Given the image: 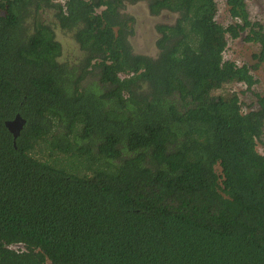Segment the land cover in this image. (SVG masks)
Returning a JSON list of instances; mask_svg holds the SVG:
<instances>
[{
  "label": "trees",
  "instance_id": "16d2710c",
  "mask_svg": "<svg viewBox=\"0 0 264 264\" xmlns=\"http://www.w3.org/2000/svg\"><path fill=\"white\" fill-rule=\"evenodd\" d=\"M63 1L0 0V264H264V95L214 94L257 83L223 57L241 37L264 61L246 0L226 27L217 0ZM140 1L176 16L156 57L130 43Z\"/></svg>",
  "mask_w": 264,
  "mask_h": 264
},
{
  "label": "rangeland",
  "instance_id": "374dc122",
  "mask_svg": "<svg viewBox=\"0 0 264 264\" xmlns=\"http://www.w3.org/2000/svg\"><path fill=\"white\" fill-rule=\"evenodd\" d=\"M56 2V1H55ZM246 9L251 22L259 23L264 31V0H246ZM146 3L140 1L135 4H125L123 13L134 18L133 35L130 37V43L135 53L156 57L157 52L154 46L156 39L154 26L156 23L171 24L175 17L172 13H164L160 16L152 17L147 12ZM43 20L51 22L53 25V10H47L39 15ZM40 18V19H41ZM216 21L218 24L226 27L233 23V20L228 15L225 6V0H217V15ZM55 28V26H53ZM57 40L60 42L63 51V59L69 62H75L80 52L72 40L71 36L55 29ZM244 36V35H242ZM259 52V46L254 43H246L240 37L238 39L224 38V60H229L241 66L246 64L251 68V74L257 83L246 91L243 85L236 84L233 87H222L221 90L214 92L218 94H228L230 91H236L239 94V99L244 112L256 108L255 94L264 95V61H259L256 56ZM90 79V78H89ZM256 150L259 154L264 155V146L257 143ZM219 171V169H217Z\"/></svg>",
  "mask_w": 264,
  "mask_h": 264
},
{
  "label": "water",
  "instance_id": "95a60500",
  "mask_svg": "<svg viewBox=\"0 0 264 264\" xmlns=\"http://www.w3.org/2000/svg\"><path fill=\"white\" fill-rule=\"evenodd\" d=\"M24 123V120L21 119L18 115L14 118V120L5 123L7 130L13 136L14 142L19 135L22 127L24 126Z\"/></svg>",
  "mask_w": 264,
  "mask_h": 264
},
{
  "label": "flooded vegetation",
  "instance_id": "af4514ba",
  "mask_svg": "<svg viewBox=\"0 0 264 264\" xmlns=\"http://www.w3.org/2000/svg\"><path fill=\"white\" fill-rule=\"evenodd\" d=\"M56 1V2H55ZM64 2V1H63ZM53 3L54 4H58V5H62L63 3L62 2H60V0H53ZM146 7H147V5H146ZM148 12V11H147ZM164 13H167V11H162V12H160V14L159 15H156V16H152V15H150L149 13V15L150 16H152V17H156L157 18V16H160V15H162V14H164ZM175 16V15H174ZM175 20H176V17H175V19H174V21L171 23V24H164V23H156V25L154 26V30H155V35H156V39H155V41H154V46H155V48H156V52H157V54H158V50H157V47H156V41H157V39H158V33L156 32V27L157 26H160V25H172L174 22H175ZM65 34H67V33H65ZM68 35H70L71 36V34H68ZM72 38V37H71ZM57 39V38H56ZM72 40H73V38H72ZM58 41V40H57ZM59 42V41H58ZM60 43V42H59ZM75 43V42H74ZM76 45V44H75ZM136 54H138V53H136ZM140 55H142V54H140ZM146 56H148V55H146ZM151 57V56H150ZM90 79H91V77H89Z\"/></svg>",
  "mask_w": 264,
  "mask_h": 264
},
{
  "label": "built area",
  "instance_id": "2783aa9c",
  "mask_svg": "<svg viewBox=\"0 0 264 264\" xmlns=\"http://www.w3.org/2000/svg\"><path fill=\"white\" fill-rule=\"evenodd\" d=\"M60 2H62V3H63V0H60Z\"/></svg>",
  "mask_w": 264,
  "mask_h": 264
}]
</instances>
